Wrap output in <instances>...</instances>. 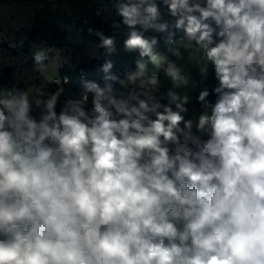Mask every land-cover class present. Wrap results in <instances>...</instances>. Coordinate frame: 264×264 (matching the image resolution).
Returning a JSON list of instances; mask_svg holds the SVG:
<instances>
[{"label": "clouds", "instance_id": "clouds-1", "mask_svg": "<svg viewBox=\"0 0 264 264\" xmlns=\"http://www.w3.org/2000/svg\"><path fill=\"white\" fill-rule=\"evenodd\" d=\"M162 3L179 39L156 0H117L140 57L123 79L106 60L104 86L84 80L59 113L64 88L0 90V264H264V0ZM137 26L203 78L211 66L215 103L201 90L186 119L189 78ZM33 58L45 72V52Z\"/></svg>", "mask_w": 264, "mask_h": 264}, {"label": "trees", "instance_id": "trees-1", "mask_svg": "<svg viewBox=\"0 0 264 264\" xmlns=\"http://www.w3.org/2000/svg\"><path fill=\"white\" fill-rule=\"evenodd\" d=\"M116 2L117 0H0V90L18 86L28 91L33 89L35 95L38 90L43 94L64 88L56 108L59 113L65 100L73 98L68 92L80 93L85 90L84 80L104 86V73L100 69L106 60L112 59V72L121 79L127 72L134 71L135 62L140 58L139 52L124 51L123 43L130 30L116 14ZM156 2L162 20L169 22V30L175 32V38L179 39L183 32L174 28L176 18L170 16L162 0ZM201 3L205 4V0H201ZM207 22L217 31L220 30L213 20L209 19ZM89 29L92 31L89 32ZM137 30L142 31L147 38L156 36L159 41L156 50L174 60L175 57L167 50L166 33H156L151 29L144 31L139 26ZM97 31H103L106 36L115 39L117 53L108 56L104 48H98ZM38 51H44L47 57L50 52L60 54L62 66L57 75L59 82H48L38 71L33 58ZM194 64L188 86L178 91L197 98L201 90L211 86L207 99L210 103H215L217 97L212 90L218 82L207 85L208 81L200 74V65L196 62ZM211 71L209 66V79ZM163 74V71L159 74L160 78ZM65 78L69 79L68 83H63ZM201 81L206 84L204 88L195 86V83ZM115 87L120 86L115 84ZM168 87H171L170 83L161 88L166 91ZM93 95L88 93L87 108H91ZM187 107L189 112L186 119H195L202 111L199 101L192 102ZM35 112V117L39 119L41 110L36 108ZM202 138L207 139V136Z\"/></svg>", "mask_w": 264, "mask_h": 264}, {"label": "rangeland", "instance_id": "rangeland-1", "mask_svg": "<svg viewBox=\"0 0 264 264\" xmlns=\"http://www.w3.org/2000/svg\"><path fill=\"white\" fill-rule=\"evenodd\" d=\"M181 51H182V56L179 57V58L175 57L174 60L176 61L178 66L183 68V74L186 75L189 78L190 77V71L192 70V68L195 65L194 64L195 60L192 59V57H190L188 55V53L185 52L183 49ZM44 63L47 66V70L45 72H41L40 70H38V71L42 74V76L48 82H56L57 75H58V70L62 66V61H61L60 54L57 53V52H50L48 57H47V59L44 61ZM148 67H149L150 71L153 70V68H154V66L151 65L150 63L148 65ZM160 73H162V71ZM210 77H211L210 79L208 77L205 78L208 81L207 85H209V84L212 85V84L215 83V81H217L215 79V75H214V71L213 70L211 71ZM160 80H161V87L166 85V84H169V83L171 84V82L168 80V78L164 74L160 78ZM206 80H205V82H206ZM205 82H202V81H201V83L197 82V83H195V86H200V87L204 88V86L206 85V84L204 85ZM215 86H218V84H216ZM161 91H164V90L161 88ZM29 93H30V98L34 96V90L33 89L29 90ZM68 93L70 95H72L73 98H80L81 97L80 93H76V92H73L72 94H71V92H68ZM189 97H190V100H192V102L198 101L197 98H192L191 96H189ZM33 115L36 116L35 109L33 111Z\"/></svg>", "mask_w": 264, "mask_h": 264}, {"label": "built area", "instance_id": "built-area-1", "mask_svg": "<svg viewBox=\"0 0 264 264\" xmlns=\"http://www.w3.org/2000/svg\"><path fill=\"white\" fill-rule=\"evenodd\" d=\"M56 82H59V80L57 79ZM84 92H85V90H82V91L80 92L81 96L84 94Z\"/></svg>", "mask_w": 264, "mask_h": 264}, {"label": "crops", "instance_id": "crops-1", "mask_svg": "<svg viewBox=\"0 0 264 264\" xmlns=\"http://www.w3.org/2000/svg\"><path fill=\"white\" fill-rule=\"evenodd\" d=\"M161 71H162V70H161ZM159 74H160V73H159ZM210 88H211V86H208V87H207V89H210ZM72 93H73V92H71V94H72ZM71 96H72V95H71Z\"/></svg>", "mask_w": 264, "mask_h": 264}]
</instances>
